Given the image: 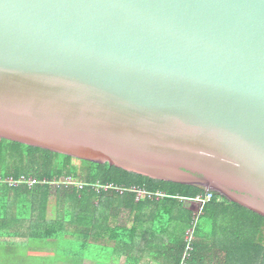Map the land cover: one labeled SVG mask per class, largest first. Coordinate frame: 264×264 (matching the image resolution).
Instances as JSON below:
<instances>
[{"label":"water","instance_id":"water-1","mask_svg":"<svg viewBox=\"0 0 264 264\" xmlns=\"http://www.w3.org/2000/svg\"><path fill=\"white\" fill-rule=\"evenodd\" d=\"M0 138L264 216V0H0Z\"/></svg>","mask_w":264,"mask_h":264},{"label":"trees","instance_id":"trees-1","mask_svg":"<svg viewBox=\"0 0 264 264\" xmlns=\"http://www.w3.org/2000/svg\"><path fill=\"white\" fill-rule=\"evenodd\" d=\"M74 158L0 138V178L4 180L0 183V242L14 246L66 242L72 245L76 258L83 237L84 243L92 238L109 239L115 243L112 256L122 264H150L152 260L180 264L193 217L180 198L195 197L206 190L200 185L154 179L108 162L85 159H81L83 176L78 180L84 187L56 184L64 175L77 179ZM22 176L38 182L29 187L27 183L10 185L5 181ZM93 184H114L126 191H98ZM133 186L163 190L169 196L137 201L135 193L128 190ZM215 193L199 218L190 264H213L216 260L218 264H264V216ZM123 205L134 210L131 228L116 225ZM164 206L167 215L163 225L145 228L141 212Z\"/></svg>","mask_w":264,"mask_h":264},{"label":"crops","instance_id":"crops-1","mask_svg":"<svg viewBox=\"0 0 264 264\" xmlns=\"http://www.w3.org/2000/svg\"><path fill=\"white\" fill-rule=\"evenodd\" d=\"M219 201L221 199H218ZM184 207L191 211L189 204L184 202ZM145 209L141 212L142 219L145 222V228L152 229L155 226L163 225V220L167 215V208L164 206L161 210ZM134 212V210H133ZM131 208L123 205L117 212V227L124 229L131 228L134 224V216ZM161 212V213H160ZM140 213L138 214V216ZM116 236L117 234L114 233ZM81 239L79 251H76L79 257L74 258V249L70 243L52 242L50 244H30L16 246L0 242V264H122L112 256V250L115 245L113 240L92 238ZM150 264H158L157 260H152ZM213 264H218L217 260Z\"/></svg>","mask_w":264,"mask_h":264},{"label":"built area","instance_id":"built-area-1","mask_svg":"<svg viewBox=\"0 0 264 264\" xmlns=\"http://www.w3.org/2000/svg\"><path fill=\"white\" fill-rule=\"evenodd\" d=\"M0 178V183L3 182ZM8 182L10 185H15L19 183H27L29 187L33 186L35 183L38 181L33 178L29 177L26 178L25 176H22L20 180H14L13 178H8L5 180ZM41 183H45L46 180L40 181ZM70 184H74L73 181L70 178ZM79 185L81 188L84 187V183H75ZM96 190H108V189H116L119 190L121 193H124L126 191L125 188L123 187H118L115 186L114 184H108V185H94L93 186ZM129 191H133L135 193V197L137 201H143L145 199H152V200H158L165 198L166 196H169L166 192L162 193V191H153L149 190L145 186H133L128 189ZM215 191L216 190H209L206 189L205 193L198 194L195 197H181V198H190L191 200L199 202V209L194 210L193 209V217H192V222L191 226L187 229L186 231V243H185V248L180 260V264H190L193 253H194V241L196 239L195 231L199 222V218L201 214L203 213L204 206L206 205L207 202H209L214 196H215ZM217 192V191H216ZM218 193V192H217Z\"/></svg>","mask_w":264,"mask_h":264},{"label":"rangeland","instance_id":"rangeland-1","mask_svg":"<svg viewBox=\"0 0 264 264\" xmlns=\"http://www.w3.org/2000/svg\"><path fill=\"white\" fill-rule=\"evenodd\" d=\"M72 162H73V164L77 167V172H78V177H77V179H72L71 177H68L67 175H64L62 178H61V180L60 181H58V182H56V184H59V183H65L66 185L67 184H69V185H71L70 184V182H68V181H70V178H71V180L73 181V183L75 184V183H77L78 182V180H80V178L83 176V173H82V161H81V159H78V158H74L73 160H72ZM83 165H84V163H83ZM94 185H98V184H93V186ZM205 190L206 189H209V190H214V189H212V188H210V187H207V186H202ZM157 191H162V193H164L165 191H163V190H157ZM225 197H227V196H225ZM135 199H136V197H135ZM182 201H184L186 204H189V206H190V208H192V209H194V210H196V209H199V202H197V201H194V200H191L190 198H180ZM219 199V198H218ZM246 211V210H245ZM248 212V211H247ZM246 214H248V216H251L252 218H254V220H258L257 218L258 217H256V216H254V214H252V213H246ZM223 255H224V253H223ZM224 257V256H223ZM224 261V260H223Z\"/></svg>","mask_w":264,"mask_h":264}]
</instances>
